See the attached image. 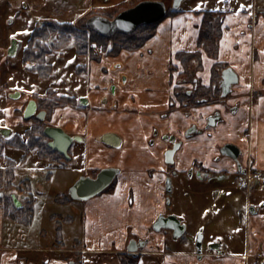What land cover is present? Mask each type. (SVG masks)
<instances>
[{
    "label": "crops",
    "instance_id": "0c3cea01",
    "mask_svg": "<svg viewBox=\"0 0 264 264\" xmlns=\"http://www.w3.org/2000/svg\"><path fill=\"white\" fill-rule=\"evenodd\" d=\"M123 1L127 0H8L7 11L14 17L0 23V32L8 31V42L15 35L20 37L15 39L17 53L10 57L17 58L20 67L11 66L7 74V115L4 112L0 126L10 129L7 140L23 137L32 125L23 119L24 106L33 96L44 98L48 89L53 91L52 97L84 98L86 104L57 106L47 121L79 139L72 143L67 159L57 152L61 159L57 155L45 158L32 149L15 168V179L18 183L24 180L26 192L34 197L33 218L30 225H24L5 216L0 207V264H122L132 239L148 242L139 252L137 264H262L264 189H253L242 208L232 212L231 219L225 214L214 218L210 204L196 209L199 222L216 219L229 231V238L219 240L222 255L209 249L198 257L189 243L197 229L186 223V236L174 243L168 241L171 231L155 232L152 226L159 215H186L183 209H172V203H165L168 178L176 190V201L190 196L204 199L207 194V201L215 206L212 189L218 190L219 196L226 192L225 200L232 198L237 191L234 166L226 159L210 161L216 145L236 144L256 168L264 170V10L254 7L255 0H235V8L230 10H207L223 13L218 54L212 59L202 53L201 71L195 70L193 60L187 66L205 86L210 83L214 63L232 68L238 83L232 86L230 100L238 111L225 114L224 123L210 130L211 138L204 134L185 141L176 156L178 173L173 175L164 161L168 144L163 136L183 129L191 118L183 120L176 109L167 114L172 85L178 80L168 65L172 61L180 67L175 53L198 50L202 15L195 11L206 10L179 9V14L158 24L155 35L141 49L121 51L116 56L102 54L99 61L77 55L69 43L47 56L51 73L46 79L37 76L34 64L22 61L38 22L52 19L75 23L92 9H108ZM91 48L96 53L94 46ZM112 85L116 86L114 91L110 90ZM16 93L20 97H14ZM212 109L203 108L202 113ZM191 111L194 116L200 112ZM108 133L119 138L117 147L101 141ZM197 159L217 171L227 168L229 173L211 176L207 181L189 178L185 180L188 194H183L181 171ZM105 168L119 169L111 189L87 201L67 200L69 187L79 177L93 176ZM230 177L233 181H228ZM43 198L48 211L41 204ZM251 206L257 209L255 213L249 212ZM187 220L190 223L189 217Z\"/></svg>",
    "mask_w": 264,
    "mask_h": 264
},
{
    "label": "trees",
    "instance_id": "16d2710c",
    "mask_svg": "<svg viewBox=\"0 0 264 264\" xmlns=\"http://www.w3.org/2000/svg\"><path fill=\"white\" fill-rule=\"evenodd\" d=\"M140 2V1H138ZM136 0H127L115 5L114 10L119 12L134 6L138 3ZM179 10H168L166 18L173 17L179 14ZM196 14L202 15V22L198 28L197 39V51L194 52H177L174 58L178 60L183 68V76H186L187 84H192L195 80L194 73L188 69V63L193 60L196 63L195 70H202V53H205L209 58L216 59L219 50V40L222 36V16L220 11H195ZM94 15H101L112 19L114 16L107 14L104 9H92L88 14L78 19L75 23H60L52 19H45L36 24L33 31L30 34L27 45L22 53L23 62L30 61L35 64L34 71L41 79H46L51 73V66L47 62V56L52 52L61 50L69 43H72L76 54L79 56H89L92 60L100 59L97 53H94L90 48L91 45H95L98 50L105 52L108 56H116L121 51H137L139 50L149 39H151L155 33L158 23L141 25L137 27L131 34L115 33L111 37H105L99 35L93 30H90L86 26L88 19ZM175 69V67L173 66ZM227 68L225 63H214L210 73V83L205 86L202 85L197 78V90L187 95L185 91L179 90L177 95L180 103L196 104L197 101L205 99V101L213 102L219 97V88L221 80V72ZM48 95L53 92L48 90ZM37 99V102L41 108L51 112V109L67 104H74L77 101L73 98L59 96L55 99ZM199 103L197 105H201ZM44 124L38 122L34 123L24 133L25 141L22 138H16L20 145L19 149L24 150V156L26 157L28 152L32 149H38L40 156L45 158H51L53 155H57L58 159H61L55 151L47 145V138L43 134ZM26 183V182H23ZM1 184V183H0ZM27 184V183H26ZM27 187V186H25ZM109 187L108 189H111ZM107 189V190H108ZM67 200L70 198L67 196ZM29 204L25 207L17 208L13 210L8 217L13 221L19 222L24 225H30L33 218V204L34 199H30ZM7 203V202H6ZM11 203V202H10ZM11 205L15 208L13 203ZM5 207V206H4ZM5 213V211H4ZM138 256L126 254L123 256L122 264H137Z\"/></svg>",
    "mask_w": 264,
    "mask_h": 264
},
{
    "label": "water",
    "instance_id": "95a60500",
    "mask_svg": "<svg viewBox=\"0 0 264 264\" xmlns=\"http://www.w3.org/2000/svg\"><path fill=\"white\" fill-rule=\"evenodd\" d=\"M183 0H172L171 8L177 10L180 8ZM167 15V5L163 1L157 0H142L127 9L122 10L116 14L112 19L103 17L100 15L92 16L86 22L88 29L95 31L99 35L105 37H111L115 33L131 34L137 27L141 25H149L162 21ZM18 43L15 39L11 41V46L8 49V56L14 57L17 53ZM238 83V76L235 71L228 67L221 73V89L222 96H226L233 85ZM14 97H19V93H16ZM81 104H86L84 98L80 100ZM35 101H29L25 111L24 117L29 118L36 113ZM39 119H43L44 112L37 115ZM214 125V122H211ZM0 134L9 137L10 129L0 130ZM44 135L48 138V146L61 154L66 159L68 158V150L74 141H77V137H71L65 133L61 128L48 126L44 129ZM101 141L110 146L117 147L119 145V138L114 134H105ZM179 144H175L173 148L165 153L166 163L173 161V155ZM223 155L237 159L239 155V149L233 144H227L221 148ZM119 170L116 168L101 169L97 175L92 178L89 176L79 177L68 190L69 197L74 201H87L102 192H104L114 181L118 175ZM12 201L16 208L21 207V202L15 194L11 195ZM251 213H255L254 207H250ZM155 232L161 230H169L172 232L174 240L180 239L186 232V225L177 218L175 215H159L155 223L152 226ZM202 234H198L196 239V255L201 257L202 250ZM147 241L132 239L127 245V252L133 256L139 254V252L146 247ZM220 243L214 242L209 246V249L215 251L216 254L222 255L223 251L220 249Z\"/></svg>",
    "mask_w": 264,
    "mask_h": 264
},
{
    "label": "rangeland",
    "instance_id": "374dc122",
    "mask_svg": "<svg viewBox=\"0 0 264 264\" xmlns=\"http://www.w3.org/2000/svg\"><path fill=\"white\" fill-rule=\"evenodd\" d=\"M142 1V0H136ZM157 1H163L166 3L168 10H171V1L172 0H157ZM15 2V1H13ZM12 2V3H13ZM117 5V4H115ZM115 5L111 8L104 9L107 14H111L112 16L118 14V10L115 9ZM199 5V7H198ZM235 0H183L181 6L179 9H198V10H230L235 8ZM8 0H1L0 2V23L5 24L6 20H8L11 17H14V15H11L7 10L8 8ZM250 7V6H249ZM254 7H256L257 10H264V0H255L254 1ZM6 11L7 14H3L2 12ZM57 22V21H56ZM62 23V22H60ZM9 28V23L7 22V30ZM3 29V28H2ZM6 34L8 35V31L5 32V34L0 32V126L3 124L4 120V112L7 115V89H2V84L6 83V88H9V85L7 86V74L10 69V67H20V61L16 58H10L8 55H6V50L8 51V48L10 47V42H8V36L6 38ZM19 36L15 35L14 39L19 40ZM66 47V46H65ZM63 49V48H62ZM56 55V54H55ZM13 87V86H12ZM6 118V117H5ZM21 138L18 135L14 136L12 139L7 140V138L0 137V207L5 211V216L8 217V214L13 213L12 211L17 209L14 208L12 203L11 195L15 194L17 198L21 201L22 208L29 204L30 199H34L32 194L27 193L28 187L24 180L22 182H17L18 180L15 179V168L20 164L21 161L24 160V150H16L17 146L20 145L19 141L16 138ZM10 146L14 147L10 148ZM36 149V148H35ZM38 150V149H36ZM26 158V157H25ZM17 172L19 173V169H17ZM227 177V176H226ZM194 178V177H193ZM233 177H230L228 181H233ZM189 180L188 176H185L182 174L181 184L183 185V189H181V193L185 194V187H186V181ZM236 192L234 195H232V198L230 200L222 199L221 201L218 200V202H214L215 206H212L213 203H209L207 201V194H205L204 199L200 197L190 196L186 199H180L178 201L175 200V194L176 190L172 189L170 193V202L172 203V209L174 207H177L178 209H183L184 212H186L184 216L178 215L177 218L182 220L183 223H186L190 226H192L194 229H197L194 233L195 237H192L189 241V243L193 246V248L196 249V237L198 234H202V244H201V250L202 252H206L209 250V246L214 243L217 240H220L223 242L224 238H229L230 233L229 231L223 227V224H218L216 219L215 221L211 222L210 219L208 221L201 220L199 222V213L196 209H198V206L201 204H210L212 212L215 213L214 218H218L222 215H226L230 219L232 218V212L234 210H238L242 208V204L245 203L247 198V193L245 190L239 188V185L236 182ZM71 187V186H70ZM69 187V188H70ZM57 189V188H56ZM53 189V190H56ZM69 190V189H68ZM51 193L53 191L48 192V195L51 196ZM56 194L57 191H56ZM67 194V193H66ZM219 195V194H217ZM66 196V195H65ZM249 197V196H248ZM57 198V197H56ZM55 198V199H56ZM67 198V197H66ZM46 199V198H45ZM43 198L42 205L45 206L46 200ZM219 199V197H218ZM225 200V201H224ZM7 202V203H6ZM11 202V203H10ZM5 206V207H4ZM20 207V208H21ZM33 208V207H32ZM19 209V208H18ZM24 209V208H23ZM27 209V208H26ZM45 210L48 211L49 207L45 206ZM56 210H60V208L57 206ZM189 214H188V213ZM190 215V216H189ZM187 216V217H186ZM238 219V215H236ZM188 217L190 218V223L187 220ZM191 220L193 221L191 223ZM196 222L201 224H196ZM168 241L174 243V239H172V236L168 238ZM223 250H226V245L223 244L222 246Z\"/></svg>",
    "mask_w": 264,
    "mask_h": 264
},
{
    "label": "flooded vegetation",
    "instance_id": "af4514ba",
    "mask_svg": "<svg viewBox=\"0 0 264 264\" xmlns=\"http://www.w3.org/2000/svg\"><path fill=\"white\" fill-rule=\"evenodd\" d=\"M171 4H172V1H171ZM167 10H168V7H167ZM11 41H10V46H11ZM26 45H27V43H26ZM92 46H94V50L100 56V58H101L102 54L106 55L105 52H101L100 50H98L97 47L94 44L91 45L90 48ZM7 52L8 51L6 50V55H8ZM95 61H99V59L95 60ZM26 62H30V61H26ZM32 64H34V63H32ZM174 65L175 64H173L172 61H170L169 65H168L169 66V71L171 72V74L172 73L176 74L178 80H176V82L172 85V91H171L172 96H171V101L169 102V107H168L169 109H168L167 114L171 110H175V109L179 110L183 120H186L187 118H191V123L186 125L183 129L180 128V129H178V131H176V132H174L172 134H167V135L163 136V139L168 144V148L164 152V161H165L166 166L169 169V174H173V175L178 173V169L176 167V156L183 149L185 141L191 139L192 137H195V136L198 137V136H202L204 134L206 135L207 138H211L212 134H211L210 130L211 129H216L219 124L224 123V121H225L224 120V115L225 114H227V115H235L237 113V111H238V106L236 104H233L231 102V100H230L231 99L232 87L230 89V92L226 96H222L221 80H220V88H219V97L216 98L213 102L205 101V99H201L200 101H197L196 104L188 105L187 103H180L178 101V98H177V95L179 94V90L180 91L181 90L185 91V93H187V95H190L192 92H195L197 90V79H196L197 77L195 78V80L193 81L192 84L191 83L187 84L186 76H183V74H182L184 72L183 68H182V65H180V63H179L180 67L179 66H174ZM34 66H35V64H34ZM173 66L175 67V69L173 68ZM5 84L6 83L2 84V89L3 90L7 89ZM115 89H116L115 85H112L111 88H110V90H112V91H114ZM48 90H50V89H48ZM48 90H47V92H48ZM50 91H52V90H50ZM6 94H7V91H6ZM52 95H53V93L51 95H48V93H47V95L44 98H40L38 96H33L32 99H30L29 101H32V100L35 101L37 109H36V113L34 115H32L31 117H29V118H25L24 117V111H25V108H26V106H27L29 101H27V103H26V105L24 106V109H23V119L24 120L31 121L32 125L34 123H38V122L44 124L43 134H44V129L46 127H48V126H51V125H49L47 123V121L49 120V118L51 116V113L54 110V108L51 109V112H48L46 109L41 108L39 106V104L37 102V99H35V98H38V99H46V98L55 99L56 97H52ZM19 97H20V94H19ZM80 100L81 99H79L77 101V103H74V104H78V103L81 104ZM199 103H202V104L201 105H197ZM206 107H213L215 109H212V111H210L208 114L202 113V109L206 108ZM191 110H200V112L196 116H194L192 114ZM41 112H44L43 119H39L37 117V115L39 113H41ZM211 122H214V125H211ZM52 127H54V126H52ZM2 129H7V127H1L0 130H2ZM25 131H24V133H25ZM24 133H23V137H22L23 140L25 139L24 138ZM153 134H156V131H154ZM245 136L246 135L244 134L243 137L245 138ZM0 137L7 138V136H4L3 134H0ZM47 140H48V138H47ZM151 141L153 142L152 139H151ZM48 142H49V140L47 141V145H48ZM175 144H179V147L177 148V150L175 151V153L173 155V161L171 163H168V162L166 163L165 153L167 151L171 150ZM227 144H233V145L237 146L236 144L230 143V142H225V143H222L221 145H216L215 146L216 153H215L214 156L211 157L210 161L212 163H219L221 160H224V159L229 161L232 164V166H234V173L236 174V182L239 185V188L245 190V192L247 193V197L248 196L250 197L251 192L253 191V189H256V188L264 189V170L256 168L254 166V162L251 159V157L245 156L244 151L238 146L237 147L239 149V155H238L237 159H233L232 157L223 155L221 153V148L223 146L227 145ZM68 152H69V150H68ZM98 172H95V174L93 176H89V177L94 178L97 175ZM181 173L184 174L185 176H188L189 178L194 177V179H198V181L199 180L207 181V179H209V177H211V176H215V175H218V174L224 175V176L228 175L229 170L227 168H223L222 170H219V171L214 170V169L210 168L206 162L197 159V160H193L192 163L185 170L181 171ZM115 179H114V181H115ZM114 181H113V183L111 185H114ZM111 185L109 187H111ZM164 191H165V203H166V205H169L171 203L170 202L171 201L170 200V193L172 191L170 178H168L166 180L165 190ZM210 192L213 193V197H214L215 202H218V200L221 201L223 199V197L225 195H227L226 192H224L220 196L217 195V194H220V193L216 189H212ZM185 194L187 195L188 193H185ZM0 197H1V195H0ZM218 197H219V199H218ZM214 200H212V201H214ZM12 203H13V201H12ZM13 205H14V203H13ZM251 207H253V206H251ZM254 209L257 210L255 207H254ZM249 212H251L250 208H249ZM169 215H173V214H169ZM166 216H168V215H166ZM185 236H186V232L181 237V239H184ZM145 241H147V240L145 239ZM215 242H219L220 243L219 240L215 241ZM147 244H148V242H147ZM220 249H221V245H220ZM195 252H196V249H195ZM259 254H261L260 251H259ZM129 255H131V254H129ZM138 255L139 254L135 255L134 257H137ZM262 264H264V261H263Z\"/></svg>",
    "mask_w": 264,
    "mask_h": 264
},
{
    "label": "snow or ice",
    "instance_id": "6c2138e0",
    "mask_svg": "<svg viewBox=\"0 0 264 264\" xmlns=\"http://www.w3.org/2000/svg\"><path fill=\"white\" fill-rule=\"evenodd\" d=\"M198 7H199V5H198Z\"/></svg>",
    "mask_w": 264,
    "mask_h": 264
}]
</instances>
